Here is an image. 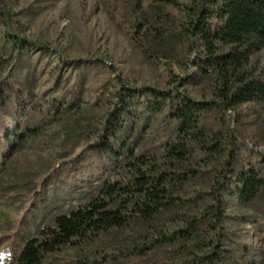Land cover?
Returning a JSON list of instances; mask_svg holds the SVG:
<instances>
[{"label":"trees","instance_id":"trees-1","mask_svg":"<svg viewBox=\"0 0 264 264\" xmlns=\"http://www.w3.org/2000/svg\"><path fill=\"white\" fill-rule=\"evenodd\" d=\"M154 2L176 7L183 16L177 20L158 7L155 10L160 14L142 16L137 27L145 33L147 45L140 44V48L160 56L170 43L186 41L199 54L201 44L204 57L190 60L198 73H172L165 89L119 85L115 103L99 119V142L89 149L105 163L111 162L114 169L128 173V179H105L79 207L49 219L44 213L35 234L24 242L11 264H51L63 247H78L103 233L136 225L145 232L152 230L156 234L153 240L168 238L172 244H180L174 257L179 263L216 264L224 260L218 252L224 194L249 206L264 193V152L253 150L256 163L238 166L234 149L239 139L231 126L234 118L225 119L243 104L264 102L263 73L249 70L251 56L264 48V0ZM0 18L6 21L1 39L10 44L11 51L7 57L3 52V60H20L33 51L58 58L59 68L79 69L87 64L70 61L52 46L16 34L10 13L0 10ZM35 74L26 73L19 80L7 73L0 80V172L12 166L19 153L54 138L53 128L64 125L67 118L73 116L76 128L82 129L75 136L92 125V121L82 124L75 113L71 115L75 105L66 100L68 87L59 93L52 89L50 101L39 99L31 79ZM191 79L206 84L211 97L198 99L184 89L183 82ZM25 90L30 111L20 107ZM135 106L140 110L138 116L132 115ZM39 107L46 117L35 115ZM213 111L217 113L214 125L221 128L206 121ZM155 119L164 125L162 134L148 142L145 133L153 130ZM226 123L229 125L223 128ZM211 166L212 171L208 170ZM208 172L213 173L211 185L193 189L196 180Z\"/></svg>","mask_w":264,"mask_h":264},{"label":"rangeland","instance_id":"rangeland-1","mask_svg":"<svg viewBox=\"0 0 264 264\" xmlns=\"http://www.w3.org/2000/svg\"><path fill=\"white\" fill-rule=\"evenodd\" d=\"M156 7L182 19V10L154 0H0V10L10 13L16 34L50 45L70 61H87L79 69L59 68L58 58L33 51L20 60H3V52L7 57L11 51L10 44L1 39L6 21L0 18V80L7 73L19 80L26 73H36L31 79L42 101H50L52 89L59 93L68 87L66 100L75 105L71 115L75 113L82 124L92 121V130L89 127L75 136L82 129L76 128L73 116L67 118L64 125L53 128L54 138L19 153L12 166L0 172V264H11L24 242L35 234L44 213L48 219L67 213L85 203L105 179H128V173L114 169L111 162L105 163L89 149L99 142V119L115 103L119 85L165 89L170 86L172 73H198L190 60L204 57L201 44L199 54L190 50L186 41L170 43L165 55L160 56L140 48L147 42L137 23L144 15L160 14ZM249 70L263 73L264 78V48L251 56ZM183 85L198 99L211 97L206 84L191 79ZM22 98L20 107L30 111L26 90ZM139 114L135 106L132 115ZM35 115L46 117L40 107ZM230 116L239 139L234 156L238 166L248 167L256 163L253 150L264 152V102L243 104L225 119ZM216 117L213 111L205 118L214 125ZM163 126L155 119L153 130L145 133L147 141L161 137ZM64 151L69 155L61 157ZM208 170L212 171V166ZM212 177L213 173H204L192 188L211 185ZM224 199L225 217L218 242L224 260L216 264H264V193L249 206L225 194ZM171 227L170 223L166 225L168 234ZM151 231L145 232L140 225L112 230L91 243L63 247L51 264H182L174 258L180 244H172L168 238L153 240L156 234Z\"/></svg>","mask_w":264,"mask_h":264}]
</instances>
